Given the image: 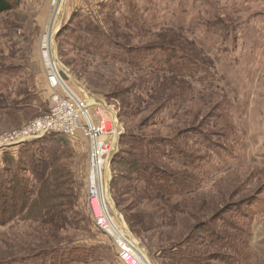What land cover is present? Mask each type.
I'll return each instance as SVG.
<instances>
[{
  "label": "rangeland",
  "instance_id": "obj_1",
  "mask_svg": "<svg viewBox=\"0 0 264 264\" xmlns=\"http://www.w3.org/2000/svg\"><path fill=\"white\" fill-rule=\"evenodd\" d=\"M6 2L0 141L48 113L51 57L122 131L110 217L151 264H264V0H65L56 32L52 0ZM63 139L0 152V264H121Z\"/></svg>",
  "mask_w": 264,
  "mask_h": 264
},
{
  "label": "built area",
  "instance_id": "obj_2",
  "mask_svg": "<svg viewBox=\"0 0 264 264\" xmlns=\"http://www.w3.org/2000/svg\"><path fill=\"white\" fill-rule=\"evenodd\" d=\"M60 2L52 0L55 6ZM45 66L48 87L52 92L48 113L34 121L20 135L0 141V152L50 135H60L72 143L83 140L87 143L90 157L87 202L94 225L112 239L121 264H151L136 242L110 217L106 169L112 164L116 140L122 136L112 111L98 100L91 103L73 94L64 82L56 60L47 57Z\"/></svg>",
  "mask_w": 264,
  "mask_h": 264
},
{
  "label": "trees",
  "instance_id": "obj_3",
  "mask_svg": "<svg viewBox=\"0 0 264 264\" xmlns=\"http://www.w3.org/2000/svg\"><path fill=\"white\" fill-rule=\"evenodd\" d=\"M12 9V6L10 5V4H8L7 2H6V0H0V14L1 13H4V12H7V11H10ZM50 136H52V135H50ZM48 137V136H47ZM46 138V137H45ZM62 138H65V137H62ZM63 142H69V143H71L70 142V140H68V139H63L62 140ZM132 141H134V143H139L137 140H132ZM29 143V142H28ZM28 143H25V144H23V145H20L21 147L22 146H24V148H22V150L23 151H31L32 150V146H29V145H26V144H28ZM26 145V146H25ZM133 145V144H132ZM32 153V152H31ZM9 156V155H8ZM10 157V156H9ZM33 158V157H32ZM35 161H40L39 159H35ZM40 164V163H39ZM1 189L0 190H4L5 189V187L3 186V185H1ZM3 197H7V196H5L4 194H0V199H2Z\"/></svg>",
  "mask_w": 264,
  "mask_h": 264
},
{
  "label": "bare ground",
  "instance_id": "obj_4",
  "mask_svg": "<svg viewBox=\"0 0 264 264\" xmlns=\"http://www.w3.org/2000/svg\"><path fill=\"white\" fill-rule=\"evenodd\" d=\"M65 0H62L59 5H58V8H57V13H56V16L54 18V25H53V28H54V31L56 32V30L58 29L59 27V24L62 20V17H63V8H64V2ZM54 32V33H55ZM53 36V33L49 35L50 38H52ZM50 41V40H49ZM45 43V42H44ZM51 43V41H50ZM51 53V52H50ZM88 101L93 103V101H95V99L93 97H89L88 98ZM141 253L143 254L144 257H146V255L144 254V252L141 250Z\"/></svg>",
  "mask_w": 264,
  "mask_h": 264
}]
</instances>
